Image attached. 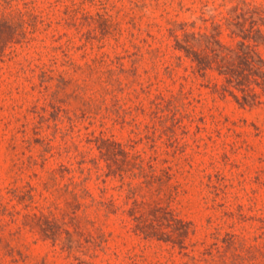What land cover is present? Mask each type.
<instances>
[{
  "label": "rangeland",
  "instance_id": "rangeland-1",
  "mask_svg": "<svg viewBox=\"0 0 264 264\" xmlns=\"http://www.w3.org/2000/svg\"><path fill=\"white\" fill-rule=\"evenodd\" d=\"M9 2L25 34L0 50V264H264V93L179 48L205 34L264 58V0ZM105 149L147 177L110 173ZM128 182L182 223L134 230Z\"/></svg>",
  "mask_w": 264,
  "mask_h": 264
},
{
  "label": "trees",
  "instance_id": "trees-1",
  "mask_svg": "<svg viewBox=\"0 0 264 264\" xmlns=\"http://www.w3.org/2000/svg\"><path fill=\"white\" fill-rule=\"evenodd\" d=\"M2 2V3H1ZM0 2V50L9 41L14 40L16 37L25 34L23 27L24 20L22 15H11L9 13H4L1 9L9 5V0H2ZM255 24H251L250 28L253 29ZM255 32L262 36V32L259 26H256ZM189 40L194 41L190 43ZM216 48H215V47ZM186 53V56L194 63L193 70L199 76L205 77L208 70H216L218 74L223 75L227 82H235V85L240 87V90L244 92L248 91V95L252 98H257L258 95L254 91L255 87L261 88L264 93V58L258 53V51L249 44H241L239 50L234 52V57H232L228 52L230 50L214 37H208L205 34H191V38L185 40L183 46H179ZM228 51V52H225ZM252 85V86H250ZM101 149V146H99ZM108 159V170L110 173H117L120 177H123L124 173H128L129 177H147L144 174V168L141 162H130L127 161L125 166L117 165L118 159L115 158L114 152L109 149H105L102 153ZM123 167V168H122ZM55 177H53L54 179ZM149 178L154 179L155 175L149 176ZM81 186V192L79 197L85 198V196L91 198L90 205L96 206L97 209H102L107 212L113 211V209H118L115 207L112 200H96L85 187ZM161 190V189H160ZM141 187L139 184H133L131 182L127 183L126 197L133 199L131 207L127 210L129 215L135 221L134 230L144 234V236H153V234H164L161 230V223L159 222L160 214L157 212L163 211L165 215L169 214L170 211L162 209L156 206L154 215L150 214L151 204L153 206L158 203L148 202L144 200H137V196L140 195ZM12 197L16 200H23L22 194L15 191ZM76 196V192L73 193ZM78 197V196H77ZM30 199V198H29ZM26 205V204H25ZM124 211V210H123ZM171 219L168 221H174L175 223H182L181 220L174 218L172 213H170ZM42 216H38L35 213L25 214L23 224L29 226L30 228L37 227L40 231H44L41 223ZM159 228H158V227ZM68 233V232H66ZM181 234H175L174 230H169L167 232V237L171 239H176ZM182 243V241H179ZM66 247V243L63 245ZM71 246V245H70Z\"/></svg>",
  "mask_w": 264,
  "mask_h": 264
}]
</instances>
